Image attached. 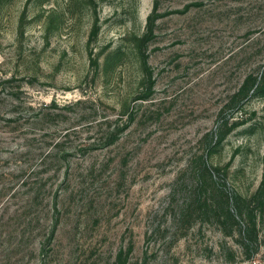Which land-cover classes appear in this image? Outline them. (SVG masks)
<instances>
[{
  "label": "rangeland",
  "instance_id": "rangeland-1",
  "mask_svg": "<svg viewBox=\"0 0 264 264\" xmlns=\"http://www.w3.org/2000/svg\"><path fill=\"white\" fill-rule=\"evenodd\" d=\"M0 264H264V0H0Z\"/></svg>",
  "mask_w": 264,
  "mask_h": 264
}]
</instances>
